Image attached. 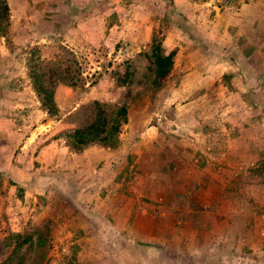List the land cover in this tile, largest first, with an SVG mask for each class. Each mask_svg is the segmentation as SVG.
Listing matches in <instances>:
<instances>
[{
  "label": "crops",
  "instance_id": "0c3cea01",
  "mask_svg": "<svg viewBox=\"0 0 264 264\" xmlns=\"http://www.w3.org/2000/svg\"><path fill=\"white\" fill-rule=\"evenodd\" d=\"M24 1L15 0L22 13L14 12L8 1L14 19L11 28L20 29L25 19L22 16L36 8L29 7L27 1L23 14ZM135 1L123 0L121 5L129 14L136 13L131 10L136 4L149 13L158 11L160 0ZM217 2L169 0L173 14L187 24L186 28L185 24H175L169 38L171 51H175L171 77L176 74L181 84L163 89L170 101L160 103L155 119L146 109L128 108V120L122 128L125 133L120 134L115 150L92 145L71 151L62 138L55 143L49 139L40 142L45 131L38 130L39 126L22 133L19 119L3 117L0 95V223L10 210L32 212L35 220L49 216L54 205H45L48 200L74 192L73 204L64 200L57 205L65 212L74 209V216L66 215L73 226L82 213H88L86 207L90 214H105L106 222L110 225L111 221L118 234L123 232L130 246L133 242L143 247L148 264L195 263L201 254L220 252L231 239L234 248L244 242L253 250L254 235L246 229H252L259 220L258 210L264 200L253 191L248 196L244 191L258 182L257 176H250L254 169L249 168L264 161V101L248 95L264 94V73L248 71L243 56L234 49L240 41V46L250 45L251 51H256L249 56L253 68L264 65V56H258L259 47L264 46V1H251L246 15ZM117 3L47 1L45 4H54L58 13L53 15L55 10L50 8L39 23L46 26L47 37H51L63 27L55 17L68 13L62 19L77 24L73 23L72 32L78 39L80 23L89 30L97 25L106 30L112 7H120ZM154 25L140 27L153 29ZM24 35L27 33L14 42L21 44ZM81 42L78 39L72 45L80 46ZM214 45L217 52H206ZM228 48L235 55H227L224 51ZM211 62L219 65L213 67ZM247 77L251 79L245 83ZM116 158H122V165L109 169ZM261 174L264 178V172ZM258 188L263 189L264 183ZM56 193L60 196L50 197ZM229 222L239 225L230 228ZM244 222L250 223L247 226ZM109 233L106 236L113 234Z\"/></svg>",
  "mask_w": 264,
  "mask_h": 264
},
{
  "label": "rangeland",
  "instance_id": "374dc122",
  "mask_svg": "<svg viewBox=\"0 0 264 264\" xmlns=\"http://www.w3.org/2000/svg\"><path fill=\"white\" fill-rule=\"evenodd\" d=\"M8 1L14 12L20 11L18 2H15V0ZM27 1L30 2L28 4L29 7L34 6L36 8L27 17L25 15L22 16V18H25L23 20L24 25L22 24L24 30L21 29L22 26L19 27L20 29H16L15 26L11 28L14 19L11 20L10 17L9 36L7 40L4 38L0 39V46H3L0 56L2 114L6 119L12 117L19 119L22 133H27L30 129L39 126L38 130L43 131L42 133L45 131V134L41 135L40 142L49 139L55 143L62 138L64 146L67 147L64 135L83 122L86 116V108L92 101H100L110 106L126 104L128 108L132 107L137 111L146 109L149 117L155 119L156 116L154 114L158 112L160 103L164 104L170 101L163 89L168 88L169 90L172 86L176 88L181 84L182 79L175 76V74L172 77L170 76L162 87L153 88L146 58L154 34L163 36L164 47L169 52L172 49L169 38L171 33L175 32L170 29L178 22L179 24H185L184 28L187 27L186 22L179 21L178 17L173 14L172 8L169 7V0H160L156 13H149L148 9L143 7L138 9L136 4L135 7L132 6L131 8L136 13L132 12L131 14L128 13L126 6L123 7L121 5L123 0H118L117 4L120 7H112L111 13L113 12V15H108L109 25L106 30L101 26L98 27V25L89 30L85 28L83 23H80L82 26L80 27L81 35L77 36L81 37H76L82 41L80 46L72 45L74 42L77 43L78 40L75 39L76 34L72 32L73 23L75 22L71 23L65 18L64 20L62 19L68 13H62V16L58 15L60 17H55L63 27L61 29L57 28V31L53 35L51 34V37H47L46 26H43V23L40 24L39 19L43 18L44 15L46 19V15L51 12L50 8L55 10V12H51L53 15L58 13L57 8L54 4L50 6L45 4L47 1L50 2L52 0H25L23 2L25 4L21 2L24 6L23 14L26 13ZM251 1L256 0H218L217 3L231 7L235 13L240 14L242 12L246 15L248 14L247 9L250 11ZM79 2L77 3L78 5H80ZM134 2L136 3L135 0H133ZM137 2L139 3V1ZM135 9H138V11ZM78 17L79 15H77ZM151 23L155 24L153 29L140 27L141 24L149 26ZM75 25L77 24L75 23ZM25 32L27 36L24 35V38L20 39L22 43L16 44L14 38L23 35ZM241 42L238 43L237 48L234 50L238 49L237 55L243 56V62L248 66L246 69L264 73V65L255 69L253 68V63L249 61L250 54L256 51H251L250 45L241 44L240 46ZM234 50L231 51L228 48L224 52L227 55H235ZM217 51L215 45L208 46L206 49V52L210 53ZM258 56H264V46L259 47ZM36 58L63 63L65 68H70V75L76 81V86L74 87H69L66 84L57 86L54 100L58 108V114L53 117L43 111L29 78L30 61ZM211 64L213 67L219 65L218 62H211ZM125 69H128L132 74V82L127 86H118L114 81V73L116 70L124 71ZM226 75L228 74L224 76ZM250 79L249 77L245 78V83ZM236 93L234 92L235 97H240ZM213 97L214 95H212L211 99H214ZM248 97L259 102L264 101V94L256 95L255 93H250ZM250 99L248 98V100ZM17 103L20 104L18 107L15 106ZM149 121L152 122V120ZM121 133H125V131L122 132L121 130ZM120 134L118 138H120ZM121 140L125 142L123 138ZM121 160L122 158H116L109 166V169L114 170L117 166L122 165ZM263 163L264 161L260 162L257 167L255 165L248 167L249 169H254L250 176H257L258 182L251 183L249 186H252V188L245 190L246 192L244 191L247 196L249 195L248 192L251 194V191H253L262 200H264V188L258 187L264 183V178L261 177L263 176L261 174L264 168ZM127 177L129 179L132 178L130 173H128ZM73 193L70 192L64 196L62 194L60 196L58 193L51 194L50 197L60 196L61 198H53L45 203V205H54V209L49 216L41 219L35 220L32 217L34 215L32 212L23 213L15 210L13 213L10 210L5 214L0 223V260L6 251L5 243L8 237H12L15 233L31 231L43 220L48 222L50 245L46 248L41 264H148L145 260L146 258H144L148 257V255L142 249L143 247L140 248L138 243L134 244L133 242V245L130 246L127 243L129 238L126 237V241V235L122 236L123 232L118 234L117 228L115 226V228H112L114 224L111 221H109L110 225L106 222L105 214H90V211L85 206L88 213H82L79 217L80 221L74 224L76 226H73V222L68 221L67 217L74 216V209L71 207L65 212L61 209V206H57L60 201L64 200L73 204L76 200L75 193ZM96 195L100 196L97 192ZM100 198L102 197L100 196ZM82 202L81 199L80 204ZM258 213L259 220L253 223L252 229H246L247 231L252 230V236L254 235L252 251L248 250L244 242L241 247L234 248L235 244L231 239L226 240L225 244L221 246L220 252L207 256L199 255L197 262L199 261V264H264V206L260 207ZM249 223L247 224L246 222L245 224L248 226ZM233 224L239 225L238 222H229L227 225L231 228ZM109 231H112L113 234L106 236ZM222 248L226 250L223 251ZM169 257H171L170 254ZM180 258L179 260L183 261V258ZM202 258H204V262H201ZM218 260H222V262ZM197 262L191 261L189 263L185 261L184 264H196Z\"/></svg>",
  "mask_w": 264,
  "mask_h": 264
},
{
  "label": "trees",
  "instance_id": "16d2710c",
  "mask_svg": "<svg viewBox=\"0 0 264 264\" xmlns=\"http://www.w3.org/2000/svg\"><path fill=\"white\" fill-rule=\"evenodd\" d=\"M10 15L7 0H0V39L7 40L9 36ZM162 37L154 34L146 55L153 88H160L169 80L174 65L175 51H165ZM29 78L43 111L50 117L58 114L54 100L57 86H76V81L70 75V68H65L59 61L40 58L30 61ZM131 80L132 74L128 69L116 70L114 73V81L118 86L130 85ZM127 120L126 104L110 106L94 100L87 106L83 122L64 135L66 146L71 151H82L92 145L117 149L119 134ZM262 170L264 172V168ZM49 233L48 222L42 220L31 231L8 237L0 264H41L46 248L50 245Z\"/></svg>",
  "mask_w": 264,
  "mask_h": 264
}]
</instances>
